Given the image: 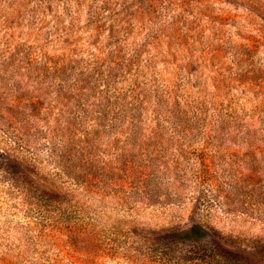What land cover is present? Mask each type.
Masks as SVG:
<instances>
[{
  "label": "rangeland",
  "instance_id": "obj_1",
  "mask_svg": "<svg viewBox=\"0 0 264 264\" xmlns=\"http://www.w3.org/2000/svg\"><path fill=\"white\" fill-rule=\"evenodd\" d=\"M11 114L0 264H264V0H0Z\"/></svg>",
  "mask_w": 264,
  "mask_h": 264
},
{
  "label": "trees",
  "instance_id": "obj_2",
  "mask_svg": "<svg viewBox=\"0 0 264 264\" xmlns=\"http://www.w3.org/2000/svg\"><path fill=\"white\" fill-rule=\"evenodd\" d=\"M38 117V115L36 114H29L26 115L25 117L23 116L21 118V121H23L26 118H30L31 121L32 120H37L36 118ZM22 124V125H21ZM0 126L1 127H5L8 131H10L15 138L18 140L19 143H27V139H26V127H27V123L25 122H21L20 124L18 123V120H16V116L15 114H11L10 116H0ZM52 131V135L53 137L56 139L57 136L59 135L60 137H64L65 138V143H71L74 139L68 137L67 139V134H70L68 131H65L64 127H62V125L60 126V129L56 131L51 130ZM81 139V138H80ZM79 142H82V140H79ZM68 150L67 152H69L70 148L69 145L67 146ZM44 198V197H42ZM39 201V200H38ZM208 231L205 230L203 227L201 226H194L193 228H191L188 231V235L190 236V238H194V239H200L205 235H208ZM196 254H194V256L192 258H196V260H204L206 261L207 258H211L212 260L216 261V262H220L219 264H224V263H229V264H242L240 263L238 260H236L234 257H231V253L227 252L226 250L222 249L217 251L215 249H211L210 251H206L205 253L208 254V257H200V249L197 248L196 249Z\"/></svg>",
  "mask_w": 264,
  "mask_h": 264
}]
</instances>
